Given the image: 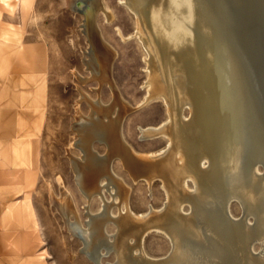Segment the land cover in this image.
Masks as SVG:
<instances>
[{
	"label": "bare ground",
	"instance_id": "obj_1",
	"mask_svg": "<svg viewBox=\"0 0 264 264\" xmlns=\"http://www.w3.org/2000/svg\"><path fill=\"white\" fill-rule=\"evenodd\" d=\"M120 2L134 14L135 35L147 51L150 84L147 98L163 96L170 111V118L160 126L142 128L146 136L169 137L158 156L151 158V154V164L147 165L150 164L153 171L157 165L161 166L168 201L163 209L152 210L151 207L150 212L135 213L129 206L128 186L113 173L111 159L115 153L121 154L126 165L138 169L143 168V163L148 160L140 161L124 149L121 120L129 108L111 81L115 52L93 25L95 9L101 8L108 20L113 14L101 4V0H75L72 7L85 15L82 30L91 37V46L85 54L88 67L94 78L109 82L114 99L106 104L99 97L91 99L83 94L91 109L88 115H81L77 121L78 138L74 141L83 157H72L71 162L76 184L87 201L97 196L101 205L97 213L88 210L87 219L82 222L65 191L60 207L67 228L81 240L82 251L95 264H264V249L261 252L251 250L254 240L264 239V180L261 178L264 176L261 173V177H258L259 173L255 176L256 165L253 167L252 164L255 159L264 158V150L258 141L262 133L258 131L262 129L255 127L256 118L262 111L257 108L259 113L255 117L257 112L254 114L251 103L252 98L257 97L251 89L253 81L250 80L252 76L247 75L245 58L243 55L239 58L241 52L238 48L236 54L234 46L224 38L218 15L211 12L206 0H193L192 37L179 50L163 41L154 27V22L159 23V16H154L152 9L160 6L162 0ZM90 7L93 15L89 13ZM164 7L167 8L166 0ZM221 8L224 9L225 5ZM185 106L191 109L190 118L182 115ZM95 140L107 146L108 152L94 150ZM251 146H254L253 151H250ZM159 157L163 159L156 161ZM205 159L209 161L208 165L204 164ZM186 177L197 182L195 192L185 193ZM256 185L263 188L262 192H255ZM105 189L113 197L112 201H109ZM236 195L246 201L250 211H258L255 224L247 225L248 217L247 221L236 220L229 214L227 204ZM186 197L193 209L183 215L181 206ZM114 203L119 205L118 214L111 209ZM71 213H75V220L71 219ZM251 214L254 216L255 213ZM109 223L115 227L113 234L107 230ZM149 230L168 237L173 246L168 255H149L143 244ZM111 254L115 255V261L105 262L103 258Z\"/></svg>",
	"mask_w": 264,
	"mask_h": 264
},
{
	"label": "rangeland",
	"instance_id": "obj_2",
	"mask_svg": "<svg viewBox=\"0 0 264 264\" xmlns=\"http://www.w3.org/2000/svg\"><path fill=\"white\" fill-rule=\"evenodd\" d=\"M74 1L38 0V9L46 13V18L38 28L28 29V34L23 37V45L29 52L34 43L44 44L43 49H38L41 58L38 57V65L34 68H30L29 65L22 68L23 65L27 64V55L31 52L24 53V56L20 59L18 55L14 57L15 63L18 61L16 66L18 76L28 72H35L39 75L35 85L36 87L39 85L43 89V94H41L43 105L41 106L42 110L36 111L39 114V127L37 128V135L32 139V144L25 137L23 122L20 123L19 120L21 115L15 119V124L19 127L17 128L18 133H13L15 135H12V133L1 135L5 150L7 147L10 151L9 160L8 158L5 159L11 163L0 169V177L3 178L2 180L6 184L13 182L14 184L11 187L13 189L7 187L0 190L3 191V196L9 202L23 203L26 209L29 208L27 200L30 196L32 211L28 213L26 210H22L21 213L15 214V218L10 219V217H5L4 207L0 200V264H33V261L38 260L42 255L47 258L44 264H95L82 251L81 240L67 228L60 206L63 194L66 191L69 198L72 199L71 201H73V208L78 218L82 222L87 219L88 210L93 213L99 211L100 199L95 196L87 201L77 186L71 158L82 156L81 149L74 144V141L78 138L76 123L80 120L81 115H88L91 109L89 101L83 97V94L91 99L99 97L102 102L110 104L113 102L114 92L107 80L100 82L99 79L94 78L91 69L88 67V58L85 54L89 45L91 46V37L88 32L85 34L82 30L81 24L85 15L73 9L72 4ZM206 1H208L211 12L216 16L218 15L224 38L234 46L236 54L241 52L238 57L240 58V55H243L245 58L243 61H246L248 68L253 71V75L250 76L253 79L254 90L252 86L251 89L254 91L255 98H257H252L251 93L250 97L253 99L251 104L253 105L252 109H255L253 110V112L255 111L254 114L259 107L258 111H262L259 114L260 117L257 115L259 112L255 114V117H258L256 118L255 124L257 125L255 127L256 129L257 127L262 129L257 130H259L258 133L262 131L264 136V126H261L264 122V14L261 15L260 12L257 14L254 11L250 14L248 20H244L242 17L239 18L238 14L246 12H243V9L251 6L250 4L246 5L247 2H244L245 4H242L236 12V16L239 18L237 23V20L234 22L235 18L231 16L235 15L233 14L235 12L232 13L235 10L230 11L228 5L234 1L236 3L238 0ZM256 1L263 2L262 0H255L254 2L256 3ZM250 3H252V0ZM101 4L111 11L112 18L108 20L106 13L101 8L95 9L96 20L94 19L93 25L95 24L102 37L108 42L109 47H112L111 50L115 52L111 66V81L121 99H124L123 101L129 108L124 112L125 114L123 113L121 120L122 137L125 142L124 149L126 148L125 150L129 151L128 153L137 157L140 161L145 162L148 160L143 163V168L138 169L126 165L121 154L115 153L117 155L113 154L114 156L112 155L111 159L112 170L115 176L121 182L123 181L125 186H128L129 206L135 213L150 212L152 208V210L163 209L168 201L167 187L165 188L166 185L163 186L165 177H162L163 175L160 173V165H157L154 171L151 169L150 161H152L151 158L155 157L154 155H159L169 141V137L146 136L142 128L160 126L170 118V111L163 96L156 95V97L152 95L147 98L150 87V84H148V63L146 61L147 51L140 38L135 35L136 19L134 14L120 0H101ZM224 5L227 14L221 8ZM224 13L228 17H225ZM231 20L235 25L230 22ZM231 26L233 29H231ZM231 32L232 34H230ZM237 48L239 51L236 50ZM42 52H44L43 57L41 56ZM247 75L249 76V72ZM21 89H23V86L17 87V90ZM23 99L22 97L21 100L23 101ZM21 100H16V107L13 106L10 110H14L15 107L20 114L24 115L27 107L21 103ZM114 111L117 113L116 108H114ZM262 114L263 116H261ZM182 115L186 118L191 117L192 112L189 106L184 107ZM10 128L8 129L10 130ZM2 131L3 129L0 132ZM262 133L259 135L263 138ZM260 136H258V141L259 144L261 143V150H264V138L261 139ZM17 140L19 147L15 150L14 147L18 144ZM92 146L99 153L108 152L107 146L98 140H95ZM253 148L254 146H251L250 151H253ZM151 154L152 157L150 158ZM23 158H28L25 164L22 163L17 168H13L14 162L20 163L22 161L20 159ZM3 159L4 155L0 154V165H2ZM160 159L162 160L163 157L157 158L156 161H160ZM204 161L205 165L209 164L208 160L205 159ZM252 164L253 167L254 165L257 168L259 167L258 169H256V166L254 167L255 176H264V158L255 159ZM256 170L258 171L256 172ZM156 172L158 175H156ZM257 173L259 174L256 175ZM261 178L264 180V177ZM162 179L164 182H162ZM184 182L187 187L183 184L186 194L197 190L198 184L193 178L186 177ZM254 189L256 193L263 190L258 185ZM105 191L108 195L109 192L106 189ZM108 196L109 201H112L113 197ZM187 199L186 197L184 201H187ZM184 201L181 206V212H184H182L183 215L190 213L193 209L189 200ZM9 207L12 210V204ZM227 208L229 214L236 220H245L248 217V221L245 220L247 225L257 222L258 215L256 213L258 211L255 212L256 209L250 211V206L238 195L230 199ZM111 209L114 214H118L120 210L117 203H114ZM251 213H255L254 216ZM71 216V219L75 220V213H71ZM107 227L110 234L115 232V227L110 223ZM256 240L253 241L251 250L261 252L264 249V239ZM143 244L149 255L155 257L168 255L171 252V247H173L168 237L155 230H149L146 233ZM103 259L105 262H111L115 261L116 257L111 254ZM38 264H41V262Z\"/></svg>",
	"mask_w": 264,
	"mask_h": 264
},
{
	"label": "crops",
	"instance_id": "obj_3",
	"mask_svg": "<svg viewBox=\"0 0 264 264\" xmlns=\"http://www.w3.org/2000/svg\"><path fill=\"white\" fill-rule=\"evenodd\" d=\"M43 45L44 44L39 45V43H34L32 45V48L29 51L31 52V54L27 55L28 56L27 64L23 65L22 68L27 67V65H29L30 68H34L36 65H38L37 59L38 57L39 59L41 58L38 49L40 48L43 49L44 48ZM29 52L24 47V51L18 54L19 59L24 56V53L28 54ZM5 54L6 53H0V73H2L0 74V131L3 129V131L0 132V154L4 155V159L2 160V165H0V169L7 167L8 163H11L9 161L8 162L6 161L7 158L9 160L10 151L8 150L7 147L5 150V146H3V140L1 139V135L2 134L9 135L11 133L12 135H15L13 133L16 132L18 133L19 130H17V128L19 127L16 126L15 119L17 116L21 115L19 120L20 123L23 122L22 126H24L25 128L24 130L25 137L27 138V141L32 144V139L35 135H37V128L39 127V114L36 113V111L42 110L41 106L43 105L41 99L43 98V96H41V94H43L42 93L43 89H41L39 85L37 87L35 85L37 76L39 75L36 74L35 72H28L25 74L23 73L21 76L20 75L18 76L16 74V66L18 65V61H16L17 63H15V58H14L17 55L7 54L8 58H7V65L5 68V62H4ZM41 56L42 57L44 56V52L41 53ZM19 86H23V89H21L22 91L17 90V87ZM22 97L24 98L23 101L21 100ZM19 99L21 100V103L25 104L27 107L26 111L24 112V115L20 114L18 110H16L15 108L17 104L16 100ZM13 106H15L14 110H10V108ZM9 127H11L10 128V130H12L11 132L8 129ZM18 147H19V143L14 147V149L17 150ZM24 159L25 158L20 159L22 160L20 163L14 162L13 168H17V166L22 163L25 164L28 158L25 160ZM0 179H1L0 181L3 182V183L0 182L1 190H4L7 187L9 189H13L11 187L12 184H14V182L6 184V182L2 180L3 178L0 177ZM1 190H0V200L4 207L5 217L8 218L10 217V219H12L15 218L14 217L15 214L17 215V213H21L22 210L23 211L26 210L28 213L32 211L30 196L27 200L29 202V206H28L29 208L26 209L24 208L23 203L21 204L19 202H9L8 199L5 196H3L4 194H2L3 191ZM11 204H12V210L9 207ZM45 261H47V258L44 255H42L38 258V260L36 261L34 260L33 264H38L39 262H41V264H44Z\"/></svg>",
	"mask_w": 264,
	"mask_h": 264
},
{
	"label": "clouds",
	"instance_id": "obj_4",
	"mask_svg": "<svg viewBox=\"0 0 264 264\" xmlns=\"http://www.w3.org/2000/svg\"><path fill=\"white\" fill-rule=\"evenodd\" d=\"M164 0L153 7L152 14L159 16L154 22L160 38L174 50H179L192 37L193 0ZM46 13L38 9V0H0V53L4 55L5 68L8 55L24 51L23 37L29 28H38ZM2 74V73H0Z\"/></svg>",
	"mask_w": 264,
	"mask_h": 264
},
{
	"label": "water",
	"instance_id": "obj_5",
	"mask_svg": "<svg viewBox=\"0 0 264 264\" xmlns=\"http://www.w3.org/2000/svg\"><path fill=\"white\" fill-rule=\"evenodd\" d=\"M255 0H252V3H250L251 2V0H238L236 3H234L233 2V4H229L228 5V7L230 8V11H232V10H235L234 12V20H237V22H239V18L240 17H242L244 20H248V18H250V14L252 13V12H256L257 14H259V12L261 13V15L262 14H264V0H263V2L262 3H259V2H257L256 1V3L254 2ZM246 2H248L246 5H248V4H250L251 6L248 8V10H247V7L245 8V9H243V12L244 11H246V12H244V13H242V12H240L241 14H238V17L236 16V12H237V9H239L240 8V6L242 5V4H245ZM256 4H257V6H256ZM89 9V13H91L92 15L94 14V11H93V8H88ZM248 11V12H247ZM233 12V11H232ZM255 13V14H256ZM236 22V21H235ZM233 28V27H232ZM236 28H237V26H236ZM235 32V31H234ZM245 60V59H244ZM245 66H246V69H247V71L249 72V74L250 75H253V71L252 70H250L249 68H248V65L246 64V61H245ZM253 79H252V77H251V81H252ZM253 86V85H252ZM253 89H254V86H253ZM259 102V101H258Z\"/></svg>",
	"mask_w": 264,
	"mask_h": 264
}]
</instances>
